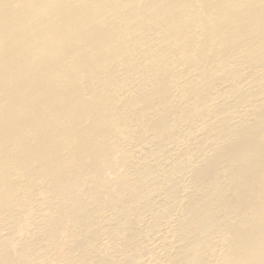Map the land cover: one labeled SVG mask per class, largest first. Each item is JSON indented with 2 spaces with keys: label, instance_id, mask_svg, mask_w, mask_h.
<instances>
[{
  "label": "bare ground",
  "instance_id": "obj_1",
  "mask_svg": "<svg viewBox=\"0 0 264 264\" xmlns=\"http://www.w3.org/2000/svg\"><path fill=\"white\" fill-rule=\"evenodd\" d=\"M0 264H264V0H0Z\"/></svg>",
  "mask_w": 264,
  "mask_h": 264
}]
</instances>
